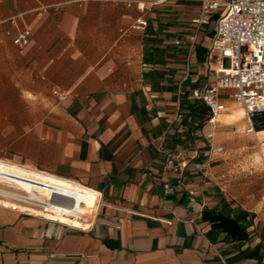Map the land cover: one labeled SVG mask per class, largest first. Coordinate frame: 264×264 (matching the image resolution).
Returning a JSON list of instances; mask_svg holds the SVG:
<instances>
[{
	"label": "crops",
	"instance_id": "0c3cea01",
	"mask_svg": "<svg viewBox=\"0 0 264 264\" xmlns=\"http://www.w3.org/2000/svg\"><path fill=\"white\" fill-rule=\"evenodd\" d=\"M198 15L199 0H0V160L98 192L87 228L0 204V264H264L259 172L222 151L232 94L213 125L188 107L215 65V16L184 42Z\"/></svg>",
	"mask_w": 264,
	"mask_h": 264
},
{
	"label": "built area",
	"instance_id": "2783aa9c",
	"mask_svg": "<svg viewBox=\"0 0 264 264\" xmlns=\"http://www.w3.org/2000/svg\"><path fill=\"white\" fill-rule=\"evenodd\" d=\"M211 16L215 17L208 58L211 55L214 57L213 79L209 81L206 78L190 98L206 106L205 123L213 125L222 108L219 91L229 90L234 101L244 109L249 121L246 130L253 131L252 119L258 112H264V0H199V15L193 20L195 29L184 39L188 49L192 48L200 27L208 24ZM146 25L147 20L139 18L132 24V28L143 29ZM28 38V31H22L14 37L13 43L17 47H23L28 43ZM180 42L175 40L176 44ZM217 150L219 148L212 149ZM179 155L180 153H167L165 165L183 168L185 161ZM5 162L9 168H19L24 174L7 172L1 177L2 181L15 184L14 180L19 179L28 183L33 190L48 194V201L63 206L65 221L46 217L47 219L80 228L90 226L97 211V191L71 178L9 160ZM88 196L93 197V203L84 208ZM24 211L32 212L30 208H25ZM74 217L79 225L71 222Z\"/></svg>",
	"mask_w": 264,
	"mask_h": 264
},
{
	"label": "bare ground",
	"instance_id": "6f19581e",
	"mask_svg": "<svg viewBox=\"0 0 264 264\" xmlns=\"http://www.w3.org/2000/svg\"><path fill=\"white\" fill-rule=\"evenodd\" d=\"M243 114V108L237 109V116L239 118L242 117ZM7 172L24 174L19 168H9L6 162L0 160V204L2 203L5 206H13L22 210L30 208L33 212L42 216L63 221L66 220L62 214L63 206L59 203L48 201V194L33 190L28 183H24L19 179L14 180L15 184L2 181L1 177H4V173ZM90 197L91 196L87 197L85 204L89 201ZM74 214L76 215V213ZM71 222L79 224V222L74 219H71Z\"/></svg>",
	"mask_w": 264,
	"mask_h": 264
},
{
	"label": "rangeland",
	"instance_id": "374dc122",
	"mask_svg": "<svg viewBox=\"0 0 264 264\" xmlns=\"http://www.w3.org/2000/svg\"><path fill=\"white\" fill-rule=\"evenodd\" d=\"M213 20L211 19V23ZM205 27L209 30L208 26ZM211 76L213 77V75ZM238 108H242V105L234 102L231 111ZM237 120H233L231 130L234 133L230 139L223 143L224 145L222 144V151L229 152L233 159L240 160L243 168H246L248 164L251 169H256L259 172V178H256V180L264 186V128L256 130L253 126V131L246 132L248 122L245 114ZM258 121L262 120L258 119ZM239 123H243L245 126L243 129L236 130V125ZM257 186L260 188V185Z\"/></svg>",
	"mask_w": 264,
	"mask_h": 264
},
{
	"label": "trees",
	"instance_id": "16d2710c",
	"mask_svg": "<svg viewBox=\"0 0 264 264\" xmlns=\"http://www.w3.org/2000/svg\"><path fill=\"white\" fill-rule=\"evenodd\" d=\"M188 107L192 115L201 116L202 114H205L206 116L207 108L205 105L198 104L196 101H193L188 105ZM258 119H261L262 121H258ZM252 124L256 130L263 129L264 128V112H258L252 119ZM230 221L234 222L233 220H230Z\"/></svg>",
	"mask_w": 264,
	"mask_h": 264
}]
</instances>
